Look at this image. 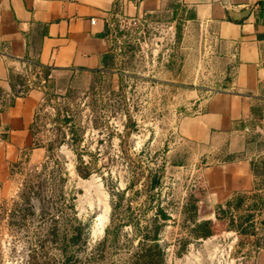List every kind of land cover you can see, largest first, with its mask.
<instances>
[{
  "label": "rangeland",
  "instance_id": "374dc122",
  "mask_svg": "<svg viewBox=\"0 0 264 264\" xmlns=\"http://www.w3.org/2000/svg\"><path fill=\"white\" fill-rule=\"evenodd\" d=\"M110 28L107 71L50 93L32 128L39 150L0 184V264H130L146 232L165 264H249L233 219L252 223L264 205L206 207L202 168L231 156L181 130L197 94L227 89L231 66L180 12ZM205 221L213 235L201 238Z\"/></svg>",
  "mask_w": 264,
  "mask_h": 264
},
{
  "label": "crops",
  "instance_id": "0c3cea01",
  "mask_svg": "<svg viewBox=\"0 0 264 264\" xmlns=\"http://www.w3.org/2000/svg\"><path fill=\"white\" fill-rule=\"evenodd\" d=\"M167 12L200 26L231 66L227 89L197 94L198 112L182 121L194 145L231 156L202 168L203 204L264 199V0H0L1 185L24 154L39 150L32 128L50 93L107 71L113 23ZM28 68L36 87L17 98L13 85ZM250 224L252 235L235 229L236 241L249 264H264V210Z\"/></svg>",
  "mask_w": 264,
  "mask_h": 264
},
{
  "label": "trees",
  "instance_id": "16d2710c",
  "mask_svg": "<svg viewBox=\"0 0 264 264\" xmlns=\"http://www.w3.org/2000/svg\"><path fill=\"white\" fill-rule=\"evenodd\" d=\"M45 76H48V73L45 70ZM25 80L24 79H18L14 85L13 88L17 85V84H25ZM78 169V173L80 174L81 177L83 178H87L90 176V173H83L81 172V170L79 168ZM160 184V179L157 177H151V180L149 182V189H152L154 187H156L157 185ZM243 201L239 200L237 202V204H235L234 208H239V206L241 205ZM264 205V199L259 198L257 201L254 202V204L252 205L251 208L253 209H257L260 206ZM252 214H247L244 216H241L239 218V220L241 222L238 221L236 223V221L233 219V222L236 225V229L237 231H240V233L242 234H248L251 231L252 225L251 220H252ZM248 225L247 227H245V225ZM199 229H201V238H208L211 237L213 235V229L211 226V221H205L202 222V224H200L198 226ZM109 232V230L107 231V233ZM157 236H153L151 237L149 232H146V234H144L143 237V242L140 244V249L135 253L134 255V260L132 263L130 264H165V251L161 248V246L157 243ZM147 242V243H145ZM29 264H37L35 261L33 262H29ZM53 264H69L68 260L63 261H59L54 262Z\"/></svg>",
  "mask_w": 264,
  "mask_h": 264
},
{
  "label": "built area",
  "instance_id": "2783aa9c",
  "mask_svg": "<svg viewBox=\"0 0 264 264\" xmlns=\"http://www.w3.org/2000/svg\"><path fill=\"white\" fill-rule=\"evenodd\" d=\"M29 65H32V64H29ZM33 66V65H32ZM36 76L34 74H31L30 73V69L28 68V71L24 73V78H25V84H20L16 87V93H15V96L17 98H22L24 96L27 95L28 93V90L30 88H33V87H36L35 85V81L33 79V77Z\"/></svg>",
  "mask_w": 264,
  "mask_h": 264
},
{
  "label": "bare ground",
  "instance_id": "6f19581e",
  "mask_svg": "<svg viewBox=\"0 0 264 264\" xmlns=\"http://www.w3.org/2000/svg\"><path fill=\"white\" fill-rule=\"evenodd\" d=\"M100 221V220H99Z\"/></svg>",
  "mask_w": 264,
  "mask_h": 264
}]
</instances>
